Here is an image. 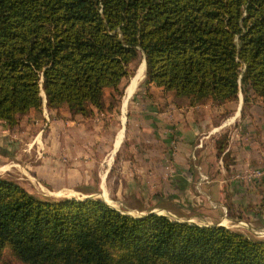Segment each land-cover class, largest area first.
I'll use <instances>...</instances> for the list:
<instances>
[{
  "label": "trees",
  "instance_id": "obj_1",
  "mask_svg": "<svg viewBox=\"0 0 264 264\" xmlns=\"http://www.w3.org/2000/svg\"><path fill=\"white\" fill-rule=\"evenodd\" d=\"M140 54L147 83L178 96L264 102V0H0V122L38 108L40 87L46 108L100 110ZM4 249L21 264H264V239L223 225L39 199L0 177Z\"/></svg>",
  "mask_w": 264,
  "mask_h": 264
},
{
  "label": "rangeland",
  "instance_id": "obj_2",
  "mask_svg": "<svg viewBox=\"0 0 264 264\" xmlns=\"http://www.w3.org/2000/svg\"><path fill=\"white\" fill-rule=\"evenodd\" d=\"M142 65L144 67L140 71ZM129 68L131 76L122 80L120 97L113 98L115 93L105 88L100 110L83 113V116L71 114L52 128L63 136L54 140L62 142L55 145L53 154L45 150L40 142L34 144L40 153L36 152L30 138L38 127L31 131L25 129L20 125L24 123V118L19 119V115L15 125L5 127L9 129L6 137L0 135V177L16 183L39 199L93 198L131 216L154 212L172 220L202 226L223 223L232 231L264 239V217L253 215L264 216V177L253 179L250 175L259 167L243 172L245 177L237 175L241 181L235 184L221 186L219 182H207L231 173L219 170L221 162H230L227 153L223 155L229 144V131L223 129L205 139L203 147L199 148L204 167L182 171L175 164L180 141L177 139L179 130L174 128L175 121L168 120L166 135L159 138L158 125L154 129L151 125L154 117H146L148 124L143 123L140 114L135 119L137 110L128 111L125 108L127 93L124 98V89L127 85L126 91L134 80L136 83L139 80L137 91L141 93L144 88L147 89L143 55H138ZM39 95L41 106V87ZM175 96L173 100L179 105L206 102L215 105L216 115L211 120L216 123L232 112L229 105L223 106L226 101L205 99L194 102L189 97ZM151 97L148 96L150 100ZM235 100H232L233 103ZM248 107L243 110L244 114ZM38 108H34L35 115ZM72 109L76 111L77 108ZM25 123L28 124V121ZM49 124L47 121L41 123L39 129L42 133L49 130ZM115 145L118 146L113 152ZM221 205L225 206L227 217H223ZM0 264L21 263L4 249L0 252Z\"/></svg>",
  "mask_w": 264,
  "mask_h": 264
},
{
  "label": "crops",
  "instance_id": "obj_3",
  "mask_svg": "<svg viewBox=\"0 0 264 264\" xmlns=\"http://www.w3.org/2000/svg\"><path fill=\"white\" fill-rule=\"evenodd\" d=\"M138 86L139 80L131 87V92L126 91V88L124 89V98L127 93L125 108L127 107L128 111L129 109L132 111L137 110L138 112H136L135 119L139 118L138 116L140 114L143 123L148 124L146 117H154V122L151 125L153 129L156 128L155 125H158L160 129L158 132L159 138L166 135L168 120L173 119L172 121H175L174 128L179 130L177 139H180L178 142L179 146L177 147L178 151L175 153V164L179 166L182 171L188 172V170H192V168H197L198 170L204 167V164L200 161L198 153L199 148L203 147L206 141L205 139H208L211 135L223 129L229 131V144L224 149L223 155L227 153L230 162L227 161V164L221 162L219 170H226V172L229 170L231 173L219 175L215 180H208V183L219 182L221 186L235 184L241 181L237 178V175L245 177V173L243 174V172L246 170L252 167L260 168L264 166V102L261 98L254 97V101L250 103L246 114L243 113L242 115L243 95L239 92L236 99L237 101L235 100L234 103L233 101H226L223 103V106L229 105L232 112L228 113L221 121L216 123L214 120H211V118L216 115L214 111L216 107L211 103L206 102L205 104L199 103L188 106H184L183 104L179 105L173 100L175 96L173 90H164L154 82H149L146 85L147 89L144 88V90L139 93L137 91ZM140 90L141 88H139V91ZM148 96H152L151 100ZM71 109L72 108L66 105H61L57 108H46L43 94V102L38 108L37 115L34 114V108H29L24 114L19 116V119L24 118V123L20 125L25 129L31 131L38 127V130L33 133L30 138L31 142H33V148H35L38 154L40 152L37 150V146L34 147V144L37 145V143L40 142L45 146V150L53 154L55 145H59L62 142L54 141L63 137L60 136V133L52 129L57 123H62L66 118H69V115L74 113L83 116L73 109V111H71ZM121 109H123V103ZM91 110L95 113L94 108H91ZM134 114L135 113H132V115ZM25 121H28V124H26ZM43 121L50 122V128L44 131L45 133H42V129H39ZM5 127L6 126L0 122L1 137H6L5 133L9 131V129ZM116 139H118V137ZM117 146L115 145L113 152L116 150ZM49 161L51 160L49 159ZM220 208H222L224 212L223 217H225L227 215L225 206L221 205ZM253 215L255 217H264L263 215L258 216V214ZM262 226H264V224H262Z\"/></svg>",
  "mask_w": 264,
  "mask_h": 264
},
{
  "label": "built area",
  "instance_id": "obj_4",
  "mask_svg": "<svg viewBox=\"0 0 264 264\" xmlns=\"http://www.w3.org/2000/svg\"><path fill=\"white\" fill-rule=\"evenodd\" d=\"M251 177L253 179H260L264 177V166L257 168L256 170L251 171Z\"/></svg>",
  "mask_w": 264,
  "mask_h": 264
},
{
  "label": "bare ground",
  "instance_id": "obj_5",
  "mask_svg": "<svg viewBox=\"0 0 264 264\" xmlns=\"http://www.w3.org/2000/svg\"><path fill=\"white\" fill-rule=\"evenodd\" d=\"M145 62V61H144ZM143 67H144V65H142V67H141V70L140 71H142L143 70ZM139 76V75H138ZM136 82H135V80L133 81V84H131L130 86H129V89L127 90L128 92H131V87L135 84ZM120 141V140H119Z\"/></svg>",
  "mask_w": 264,
  "mask_h": 264
}]
</instances>
